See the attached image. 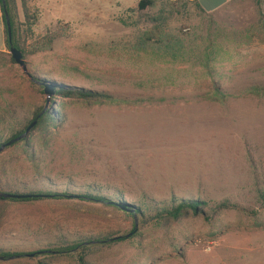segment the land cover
<instances>
[{"label":"rangeland","instance_id":"374dc122","mask_svg":"<svg viewBox=\"0 0 264 264\" xmlns=\"http://www.w3.org/2000/svg\"><path fill=\"white\" fill-rule=\"evenodd\" d=\"M25 1L26 14L22 0L11 12L28 73L124 102L57 98L52 105V96L46 110L55 122L26 137L33 162L18 146L0 153V193H87L142 209L171 199L207 203L202 215L165 229L146 224L134 242L91 248L90 264H142L150 252L159 254L151 264H264V43H245L243 34L264 17V0H233L213 13L190 0H152L143 12L138 0ZM154 16L163 19L175 58L161 57L154 40L141 43ZM27 80L0 58L1 143L46 105ZM214 87L224 98H210ZM221 203L228 207L214 213ZM119 209L76 198L0 206V250L30 258L74 241L126 236L135 215Z\"/></svg>","mask_w":264,"mask_h":264},{"label":"trees","instance_id":"16d2710c","mask_svg":"<svg viewBox=\"0 0 264 264\" xmlns=\"http://www.w3.org/2000/svg\"><path fill=\"white\" fill-rule=\"evenodd\" d=\"M13 3V0H0V10L2 14V21L4 25V33H5V45L6 50L9 52L10 47H14L20 53L22 54V57L26 56V50L24 48V41L21 39L20 35L16 32L14 27V18L12 16L11 12V4ZM22 10L23 13L26 14V1L22 0ZM152 5V0H138L136 11L143 12L146 9H148ZM197 6V5H196ZM197 8L200 10V12L204 13L198 6ZM5 14H7L9 18L10 23V39L7 34V28L5 23ZM151 22V29L146 30L141 34V43H143L145 46L151 43L152 40H154L157 46V49L162 52L161 57H169V58H175V49L173 47V40L166 39V34L163 29V19L160 16H154L150 18L149 20ZM244 34V39H246L244 42L248 43L252 40V38L258 39L261 43H264V17L262 14H260V19L258 22L253 25L252 27L248 28ZM55 39V36H49L46 40L45 44L48 49H51V45L53 43V40ZM213 53H209V57ZM6 58L8 62L14 63L9 53L6 52H0V58ZM209 57L205 58L204 62V70L210 69L209 67ZM210 74V71H208ZM30 75V74H29ZM29 80H27V89L30 92H36L40 95L43 94V87L36 84L34 81L49 83L48 81H45L44 79H39L38 77L34 75H30ZM54 87V96L51 101V104H54V100L57 98H64V99H74V100H81L85 101L87 103H93V104H117L124 102L121 99H118L110 94L103 93V92H95L90 90H85L81 88H73V87H66L61 86L58 84L50 83ZM262 91H264V87L262 88ZM213 100H221L222 95L220 94V91L218 88L214 87L212 91V95L210 97ZM43 107L38 108L34 111L32 114V119L30 122H28L27 125L22 126L21 128L15 129L13 128L10 133V137L6 140L8 142L11 139H14L21 135L26 127L40 115V113L43 111ZM55 122L53 109H50L49 111H45L37 120V123L31 129V131L36 130L39 135H44L47 132V129L49 125H52V123ZM5 142H0V146L4 144ZM18 146L19 152L26 158V160L29 163L33 162L34 159V146L31 144V141L29 138H24L20 140L19 142H16L12 144L10 147ZM13 195L19 196L18 198H0V206H6L10 203L15 205H34L37 202L46 201L50 199L58 200L62 198H76L82 201H89L92 203H101L103 205L107 206H115L116 210L119 209L118 206H116L115 203L111 201V199L99 196V195H91V194H69V193H59V192H50V191H30V192H23V193H10ZM263 197V206H264V195ZM121 206L127 208V209H133V212H125L123 213L127 214L132 213L136 217H132L131 214L128 215L132 218V229L130 233H128L126 236L120 237L118 239H115V237H105V238H88L84 239L80 242L74 241L70 244H65L63 246H60L56 249L49 251H40L39 253L34 252L33 256L30 258L26 256L22 252H16V251H5L0 250V263L4 262H12L14 260H35L36 264H46L45 262L48 261L49 258L53 257H67L69 259L75 260L77 264H90L88 260L89 253L91 251V248L97 247V246H108L111 243L114 242H120V241H130L134 242L138 237L141 236V229L143 226L150 225L154 229H165L169 224L173 223L176 224L183 219L187 218L189 215L193 216H199L203 214L204 207H207V203L199 201V200H186V199H171L169 202V206H153L151 209L150 206H147V209H142L141 207H135L131 204H125L122 203ZM228 207L227 204L221 203L218 204L214 208V213H218ZM151 209V210H149ZM120 210V209H119ZM153 211V215H147V212ZM147 218V221H145ZM209 220V219H208ZM255 225H258V223H255ZM157 252L153 253L150 252L145 255V257L142 259V264H151L155 259L158 258ZM39 257H42V259H37Z\"/></svg>","mask_w":264,"mask_h":264},{"label":"water","instance_id":"95a60500","mask_svg":"<svg viewBox=\"0 0 264 264\" xmlns=\"http://www.w3.org/2000/svg\"><path fill=\"white\" fill-rule=\"evenodd\" d=\"M3 1V0H2ZM5 23H6V28H7V34L8 37L10 39V23H9V18L7 16V14H5ZM9 54L12 58V60L14 61V63L19 66L22 70V72L29 78L30 75L28 73L27 70V66L25 64V61L22 57V54L20 53V51H18L17 49H15L14 47H10L9 48ZM36 84L40 85L43 87V94L45 95V99H46V105L43 109V111L40 113V115H38V117L36 119H34L25 129V131L19 135L18 137L9 140L8 142L2 144L0 146V153L3 151V149H5L6 147L11 146L12 144L19 142L20 140L24 139L27 137L28 133L31 131V129H33V127L35 126V124L37 123L38 118L46 111L47 105L49 103V100L51 99L52 96H54V87L53 85H51L50 83H44V82H39V81H34ZM19 196L17 195H13V194H8V193H0V198H18ZM123 211L125 212H133V209H127L121 205H118ZM120 237H115V239H118ZM33 255H30V257Z\"/></svg>","mask_w":264,"mask_h":264},{"label":"crops","instance_id":"0c3cea01","mask_svg":"<svg viewBox=\"0 0 264 264\" xmlns=\"http://www.w3.org/2000/svg\"><path fill=\"white\" fill-rule=\"evenodd\" d=\"M191 2H195V4L204 12V13H213L226 4L230 3L233 0H190ZM0 52H6L5 45V33H4V25L2 21V14L0 10Z\"/></svg>","mask_w":264,"mask_h":264}]
</instances>
